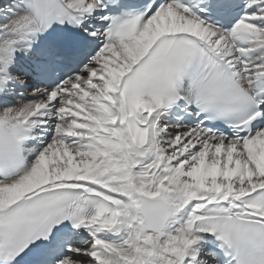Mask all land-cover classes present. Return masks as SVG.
Here are the masks:
<instances>
[{
	"label": "snow or ice",
	"instance_id": "obj_1",
	"mask_svg": "<svg viewBox=\"0 0 264 264\" xmlns=\"http://www.w3.org/2000/svg\"><path fill=\"white\" fill-rule=\"evenodd\" d=\"M0 264H264V0H0Z\"/></svg>",
	"mask_w": 264,
	"mask_h": 264
}]
</instances>
